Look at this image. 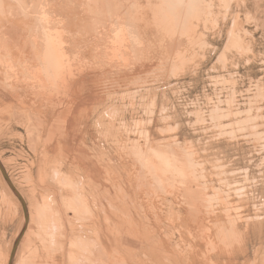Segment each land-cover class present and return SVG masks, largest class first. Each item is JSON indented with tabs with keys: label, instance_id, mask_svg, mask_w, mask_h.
Returning a JSON list of instances; mask_svg holds the SVG:
<instances>
[{
	"label": "rangeland",
	"instance_id": "1",
	"mask_svg": "<svg viewBox=\"0 0 264 264\" xmlns=\"http://www.w3.org/2000/svg\"><path fill=\"white\" fill-rule=\"evenodd\" d=\"M86 6L94 35L83 45L94 50L68 55L101 76L89 79L96 87L81 81L90 110L78 137L45 144L47 128L33 122L45 113L19 89L53 102L62 92L37 85L21 58L44 62L57 23ZM145 8L147 29L135 22ZM0 22V163L28 215L0 171V264L16 239L11 264H264V0H0ZM82 136L94 149L83 170ZM116 161L128 165L119 181L108 173Z\"/></svg>",
	"mask_w": 264,
	"mask_h": 264
},
{
	"label": "bare ground",
	"instance_id": "2",
	"mask_svg": "<svg viewBox=\"0 0 264 264\" xmlns=\"http://www.w3.org/2000/svg\"><path fill=\"white\" fill-rule=\"evenodd\" d=\"M88 1V3L90 2V0H87ZM92 1V0H91ZM16 2V1H15ZM84 2V1H83ZM23 3V2H22ZM80 5V4H79ZM95 5V4H94ZM95 7V6H94ZM80 8V7H79ZM3 9V8H2ZM22 10H23V8H21ZM87 9H90V11H88V12H86V13H82V14H76L74 17L75 18H73V16H70L71 17V20L69 21V26H66V25H64V23H57L59 26H60V28H62V30H60V32H59V30H57L59 33L57 34V36H60V41H57V42H55L54 43V40L56 39V38H53V40L49 43H47L46 42V44H44L45 45V48H39L40 50V53H43L44 55L43 56H41L42 57V61H44V62H42L41 64H36L35 63V60L34 59H36V56H34V57H31L32 55H30V54H27L26 56H24L23 58H21L22 60H21V65L24 67V68H26L27 70H29V72H32V73H34L36 76H37V79H36V83H38L37 85H41V84H44V83H48V84H51L52 85V87H53V91L51 90V88H50V91L51 92H53V94H56L57 92H62V95H60V98L59 99H57L56 101H51V99H49V98H44L41 94H39V92H37V91H34L33 93L30 91V89H28V88H24V89H19V94H18V96L19 97H21V102L22 103H26V102H29L28 104H34L33 106H35L36 107V103L38 102L39 104H37V106L38 107H40V109L43 111V113H45V115H41V113L40 112H36V113H39L38 114V116H35V118H34V121L33 122H35L38 126H39V128L40 129H44L45 127L47 128V131H48V138H47V141L45 142V144H48V142L49 143H52L56 138H59V139H65V138H67V137H70L71 135L72 136H74V137H78V132H79V129L80 130H83L82 129V127H83V125H84V123H85V121H86V116H87V114H88V112H89V110L90 109H88V107H89V105H87V103L86 102H84V101H80L81 100V98H82V96H83V94L84 93H82V92H84V86L81 84V81H83V82H85V81H89L90 82V78H96L97 76L99 77V76H101V75H97V74H95L92 70H91V66L90 65H88L87 63V60H86V62L87 63H85V61H84V63L82 62V64H80L79 66H77V65H75L74 64V62L75 61H73L72 59H70L69 58V55H68V51H70V50H77V53L78 54H81V53H79V52H81V51H83L84 52V49H87V50H89V51H92V50H90V49H93L94 50V48H90L89 47V45L90 44H87V41L88 40H85V43H84V45H83V38H84V34H85V36H88V35H90V33H92L93 35H94V32L92 31V32H89V31H91L92 30V27H93V25H91V22L92 21H90V20H88V21H86V19H88L90 16H92V12H93V9H91V7H89V6H86V7H82V8H80L79 10H87ZM144 10H146V8L145 9H142V10H138L137 11V16H136V19H135V22H136V24H138L139 23V25H141V26H143L142 28H144L145 29V27H146V29L148 28L147 27V24L145 25V22H144V19L148 16L149 17V15H147V16H145L146 14H145V12L146 11H144ZM9 11V10H8ZM13 13H14V11L13 10H11ZM19 11H20V9H19ZM19 11H17V12H19ZM25 10H23V12H24ZM53 11V10H52ZM153 11V10H152ZM12 12H11V14H12ZM3 13V12H2ZM21 13H22V11H21ZM17 14V13H16ZM91 14V15H90ZM148 14V13H147ZM150 14V13H149ZM159 13H157L156 11H153L152 12V14H150V15H152V17H153V19H156L157 17H160V15H158ZM3 15V14H2ZM14 15V17L13 18H15V13L13 14ZM13 15H11V16H13ZM10 16V17H11ZM30 17V16H29ZM41 18V17H40ZM51 19V18H50ZM62 20V19H61ZM146 20H148V19H146ZM41 22L40 23H42V25H39V28L40 27H45L46 25H48L47 24V20H40ZM152 21V20H151ZM154 21V20H153ZM156 21V20H155ZM51 22V21H50ZM1 23V22H0ZM159 23V22H158ZM50 24H52V23H50ZM155 24H157V21H156V23ZM160 24H161V22H160ZM1 25V24H0ZM150 25H152L153 27H155V25L153 24V23H150ZM159 25V24H158ZM158 25H157V27H158ZM151 26V27H152ZM49 27H50V25H49ZM67 27V28H66ZM150 27V26H149ZM159 27H160V25H159ZM141 28V29H142ZM40 29H42V28H40ZM47 28H45V29H43L44 31H45V33H46V30ZM67 29V30H66ZM155 29V28H154ZM157 29V28H156ZM1 30V29H0ZM36 30V29H35ZM49 30V29H48ZM151 32H153V31H155V30H151V29H149ZM161 30V29H160ZM159 30V31H160ZM37 31H39V29L37 30ZM142 32H144L143 30H141ZM1 32V34L2 33H4V32H2V30L0 31ZM53 32H54V30H53ZM52 32V30H51V33H53ZM70 32L71 33H74V35L76 36V37H71L70 39H72V40H70L68 37L70 36L69 34H70ZM50 33V32H49ZM51 33H50V35H51ZM79 33V35H77ZM8 34V33H7ZM7 34H4L5 36L7 35ZM23 34V33H22ZM34 34H37V33H34ZM39 34V33H38ZM56 34V33H55ZM142 34V33H141ZM140 34V35H141ZM155 34V33H154ZM48 34H46V36H47ZM18 36V35H17ZM44 36V35H43ZM46 36H45V38H46ZM52 36V35H51ZM34 37V36H33ZM89 37V36H88ZM93 37V36H92ZM13 38V37H12ZM35 38H37L36 36H35ZM65 38H67V39H65ZM38 39V38H37ZM75 39V40H74ZM20 40H22V39H20ZM29 40V39H28ZM19 41V40H18ZM34 41V40H33ZM37 41V40H36ZM46 41H47V39H46ZM70 41H73V42H70ZM25 42V41H24ZM28 42V41H27ZM31 42V41H30ZM35 42V41H34ZM38 42V41H37ZM122 42H123V40H122ZM132 42H134V40H132ZM21 42H19V44H20ZM29 43V42H28ZM28 43L26 44V45H28ZM36 43V42H35ZM43 43V42H42ZM45 43V42H44ZM72 43V44H71ZM74 43V44H73ZM117 42H115V44H116ZM1 44H2V41H1ZM1 44H0V52H3L4 53V50H3V48H1ZM5 44H6V41H5ZM22 44V43H21ZM21 44H20V46L19 47H22L21 46ZM39 44H41V43H39ZM94 45H92V47H94L95 45H96V41L93 43ZM118 44V43H117ZM117 44H116V46L115 47H117ZM9 45H13L12 43L11 44H9ZM15 45V44H14ZM13 45V47H15ZM17 46H18V44H16ZM38 45V44H37ZM37 45H35V48H36V46ZM43 45V46H44ZM73 45H75V46H73ZM77 45V46H76ZM120 45V44H119ZM118 45V46H119ZM122 46H123V44H121ZM120 45V46H121ZM24 46V45H23ZM91 46V45H90ZM121 46V47H122ZM9 47H11V46H9ZM11 48V49H14V48ZM34 47V46H33ZM39 47V46H38ZM17 48V47H16ZM48 48H50V49H52V48H54L53 49V54H54V51L56 52V54L55 55H52V53L48 50ZM126 48V47H125ZM37 49V48H36ZM117 49V48H116ZM118 49H120V48H118ZM117 49V50H118ZM122 49V48H121ZM120 49V50H121ZM124 49V48H123ZM126 49H128V48H126ZM125 49V50H126ZM131 49V48H130ZM16 50V49H15ZM31 50V49H30ZM116 50V51H117ZM119 50V51H120ZM18 51V50H17ZM22 51H23V53H25V47H24V49H22ZM118 51V52H119ZM128 51V50H127ZM130 51V50H129ZM128 51V52H129ZM121 52V51H120ZM13 53H15V52H13ZM21 53V52H20ZM96 53V52H95ZM1 54V53H0ZM76 54V53H75ZM74 54V55H75ZM77 54V55H78ZM73 55V54H72ZM71 55V56H72ZM82 55V54H81ZM81 55H80V58H81ZM84 55V54H83ZM85 55H87V54H85ZM79 56V55H78ZM83 57V56H82ZM94 57V56H93ZM76 58V57H75ZM95 59H96V57H94ZM24 59V60H23ZM77 59V58H76ZM73 62H72V61ZM80 60H83L82 58L80 59ZM85 60V59H84ZM77 61V60H76ZM78 62V61H77ZM81 63V62H80ZM18 65H19V63H18ZM77 66V68H79V70L77 71V73H78V78H74V71H73V69H75V67ZM120 66V65H119ZM76 68V69H77ZM134 69V68H133ZM103 70V69H102ZM117 71V70H116ZM115 71V72H116ZM118 72V71H117ZM133 72V71H132ZM27 74H28V72H26ZM97 73V72H96ZM100 73V72H99ZM118 73H120V71L118 72ZM22 75V74H21ZM77 75V74H76ZM113 75H114V73H113ZM115 75H117L116 73H115ZM146 75V74H145ZM155 76V75H154ZM15 77V76H14ZM20 77V75L17 77V79H19L20 80V82H21V84H23V85H26L27 84V80H23L24 78H19ZM116 77H119V74H118V76H116ZM115 77V78H116ZM122 77V76H121ZM111 80H112V78H110ZM139 79V78H138ZM142 79V78H141ZM23 80V81H22ZM140 80V79H139ZM97 81H98V79H97ZM113 81H114V78H113ZM138 82V81H137ZM139 82H142V81H139ZM138 82V83H139ZM17 83V82H16ZM26 83V84H25ZM69 83H71V85L73 84V85H75L74 87L72 86V90H71V92L69 93V88L70 87H68L70 84ZM19 84V83H18ZM32 85H34V84H32ZM32 85H31V88H32ZM77 85V86H76ZM91 85V87L92 86H94V87H96V81L94 80L93 82H90V83H87L86 84V87H87V89L89 88V86ZM136 86V85H135ZM22 87V86H21ZM93 87V88H94ZM41 89L43 88V87H40ZM127 88H129V87H127ZM18 90V89H17ZM2 91V90H1ZM3 92V91H2ZM18 93V92H17ZM3 94V93H2ZM0 96H2L1 94H0ZM4 96V95H3ZM2 96V97H3ZM54 97V96H53ZM67 98L68 99V101H65L63 98ZM84 97V96H83ZM49 100H50V104H49ZM89 103V102H88ZM32 106V105H31ZM32 106V107H33ZM103 107V106H102ZM105 107H106V105H105ZM84 108V109H83ZM152 109H154V108H152ZM103 111L102 112H104L105 110L104 109H102ZM105 113V112H104ZM153 114H154V111L152 112ZM151 113V114H152ZM157 113V112H156ZM95 114V113H94ZM101 114H103V113H100V115ZM159 114V113H158ZM36 115V114H35ZM84 117H83V116ZM111 115V114H110ZM55 116H56V118H55ZM94 116V115H93ZM153 116V115H152ZM158 116V115H157ZM55 118V119H53V118ZM96 117V116H95ZM110 117V116H109ZM42 118H45L44 119V121H43V124H41V123H39L41 120L40 119H42ZM91 118V117H90ZM158 118V117H157ZM50 119V120H49ZM156 119V118H155ZM96 120V119H95ZM158 120H159V118H158ZM125 122V121H124ZM151 122V121H150ZM157 122V121H156ZM159 122V121H158ZM53 123V124H52ZM126 123V122H125ZM109 124V123H108ZM33 125V124H32ZM104 125V124H103ZM136 125H137V123H136ZM109 126V125H108ZM127 126H128V123H127ZM132 126H133V124H132ZM104 127H105V125H104ZM134 127V126H133ZM132 127V128H133ZM89 128H90V126H89ZM92 128V127H91ZM90 128V129H91ZM123 128V127H122ZM129 128V127H128ZM136 128V127H135ZM146 128V127H145ZM155 128V127H154ZM160 128V127H159ZM130 129L131 128H129V134H130ZM102 130H103V128H102ZM135 130V129H134ZM140 130V129H139ZM145 130V129H144ZM34 131H36V130H34ZM136 131V130H135ZM156 131V130H155ZM154 130H153V132H155ZM105 132V131H104ZM113 132V131H112ZM125 132V131H124ZM127 132V130H126V133H128ZM132 132H133V130H132ZM139 132V131H138ZM140 132H142V130L140 131ZM147 134L148 133H146V136H147ZM81 135V134H80ZM128 135V134H127ZM135 135V134H134ZM139 135V134H138ZM139 136H141V135H139ZM144 136V135H143ZM149 136V135H148ZM153 136V135H152ZM138 137V136H137ZM38 138V137H37ZM41 138V137H40ZM39 138V141H37L38 143H41V139ZM81 138V137H80ZM83 136H82V138L81 139H78V145H77V150H76V152H77V154H78V157H77V159H76V161L78 162V164H79V166L81 167V169L83 168H88L87 167V165H90V166H94V161H93V159H92V157H94V149L92 148V147H87V148H85V146H84V142L82 141L83 140ZM140 138V137H139ZM143 138V137H142ZM68 139V138H67ZM71 139V138H70ZM113 139V138H112ZM148 139V138H147ZM146 139V140H147ZM153 139H154V137H153ZM49 140H51V141H49ZM69 140V139H68ZM76 140V139H75ZM129 140V139H128ZM127 140V141H128ZM150 140V139H149ZM155 140V139H154ZM132 141H134V140H132ZM141 141H143V140H141ZM157 141V140H156ZM65 142V141H64ZM112 142V141H111ZM129 142H131V141H129ZM135 142H137V141H135ZM159 142V141H158ZM144 143V142H143ZM153 143V142H152ZM132 144V143H131ZM130 144V145H131ZM134 144V143H133ZM139 144V143H138ZM129 145V144H128ZM137 145V144H136ZM145 145V144H144ZM157 145H158V143H156V145L155 144H152V145H150V146H146V149L149 147L150 148V151L152 150H155L156 149V147H157ZM127 146V145H126ZM134 146V145H133ZM133 146H131V149H132V147ZM135 148V147H134ZM138 148V147H137ZM137 148L135 149V150H137ZM140 148V147H139ZM88 149L90 150V152H91V154H89V151H88ZM141 150H143L142 148L141 149H139L138 151H139V153H138V156H139V154L140 155H142L143 153H142V151ZM160 150V149H159ZM130 151V150H129ZM133 151V150H132ZM144 151H146V150H144ZM66 152V151H65ZM159 152V151H158ZM135 152H133V154H134ZM86 155V157H85V155ZM136 154V153H135ZM154 154H156V152L154 153ZM150 155H152V152H151V154ZM157 155V154H156ZM137 156V155H136ZM144 156H145V152H144ZM144 156H143V158H144ZM160 156H161V154H160ZM135 157V156H134ZM139 157H141V156H139ZM157 157H159V156H157ZM163 157H164V154H163ZM163 157H161V158H163ZM154 158H156V156L154 157ZM159 159V158H158ZM118 160V159H117ZM140 160V159H139ZM138 160V161H139ZM151 160V159H150ZM153 160V159H152ZM156 160V159H155ZM137 161V163H141L142 161L140 160L139 162ZM143 161H144V159H143ZM162 161V160H161ZM150 162H152V161H150ZM149 162V163H150ZM155 162V161H154ZM116 164H109L112 168H114V169H108V173L109 172H111L112 174H110V177H112L113 179H114V181H119L120 180V178H119V176H120V173H118L117 174V172L116 171H118V170H120V171H125V172H127V170L125 169V168H123L125 165L126 166H128L127 164H123L122 162H120V161H116L115 162ZM131 163V162H130ZM153 164V166H154V163H152ZM152 164H151V167H152ZM100 165H106V164H100ZM141 165V164H140ZM141 167V166H140ZM142 167H143V162H142ZM141 167V168H142ZM138 168V167H137ZM147 168V167H146ZM82 169V170H83ZM105 169V168H104ZM85 170H87V169H85ZM131 170V169H130ZM144 170V169H143ZM87 171H89V170H87ZM86 171V172H87ZM133 171V170H132ZM91 172V171H90ZM146 172V171H145ZM85 174V173H84ZM137 174H138V172H137ZM140 174V173H139ZM144 174V173H143ZM86 175V174H85ZM108 175V174H107ZM119 175V176H118ZM130 175V174H129ZM97 176H98V174H97ZM134 176V175H133ZM146 176V175H145ZM142 178H143V176H141ZM141 178V179H142ZM134 180V179H133ZM137 180H138V178H137ZM9 182L11 183V181H10V179H9ZM138 182V181H137ZM9 185V184H8ZM11 185L13 186L14 184L13 183H11ZM132 186V185H131ZM9 188H10V186H9ZM13 188H15L14 186H13ZM104 188H106V187H104ZM120 188H123V186H120ZM11 189V188H10ZM102 189H103V187H102ZM12 191V190H11ZM15 191H16V194H14V196L18 199V201H20V203H21V205H23V206H25V204H24V201L22 200V196H21V194H20V192L18 191V189H15ZM103 191H104V189H103ZM102 191V192H103ZM13 192V191H12ZM119 193H120V195L122 196V195H127V197L128 198H130L129 196H128V192H126L125 191V193L124 194H122V191L121 190H119L118 191ZM14 193V192H13ZM120 196V197H121ZM123 197V196H122ZM106 199V198H105ZM184 200V199H183ZM186 200V199H185ZM120 201H122V199L120 200ZM123 201H127L126 199L125 200H123ZM187 201V200H186ZM102 202V201H101ZM100 202V203H101ZM129 202H132V200L131 201H129ZM189 202V201H188ZM188 202H186V205H187V203ZM99 204V203H98ZM97 204V205H98ZM107 204H109V203H107ZM127 204H129L128 202H127ZM181 204V203H180ZM183 204V203H182ZM184 205V204H183ZM190 205V204H189ZM112 206V205H111ZM188 206V205H187ZM23 208V207H22ZM27 207L25 206V210H26V213H27V209H26ZM111 209V208H110ZM106 210V209H105ZM114 210H116V209H114ZM133 215V214H132ZM133 217H131L130 216V220H133L132 219ZM131 224V223H130ZM131 228H133V225L131 224ZM130 232V231H129ZM113 236V235H112ZM123 241V240H122ZM129 241V240H128ZM106 247V246H105ZM12 263V262H11Z\"/></svg>",
	"mask_w": 264,
	"mask_h": 264
},
{
	"label": "water",
	"instance_id": "3",
	"mask_svg": "<svg viewBox=\"0 0 264 264\" xmlns=\"http://www.w3.org/2000/svg\"><path fill=\"white\" fill-rule=\"evenodd\" d=\"M0 171H1V173H2V175H3V177H4V179H5V181L9 184L11 190L16 194L15 188H13V186H12L11 183L9 182V178H8V176L6 175V173H5V171H4V169H3L2 165H1V163H0ZM22 207H23V212H24L25 219L27 220V219H28V215H27V213H26L25 206L22 205ZM19 238H20V237H19ZM18 242H19V239H16V241H15V243H14V245H13V248H12V252H11L10 259H9V263H8V264H11V262H12V259H13V257H14V254H15V251H16V248H17V245H18Z\"/></svg>",
	"mask_w": 264,
	"mask_h": 264
}]
</instances>
